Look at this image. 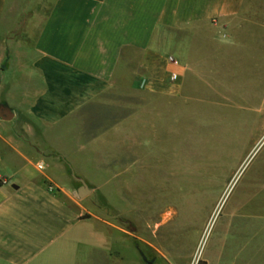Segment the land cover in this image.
<instances>
[{
    "label": "crops",
    "instance_id": "crops-1",
    "mask_svg": "<svg viewBox=\"0 0 264 264\" xmlns=\"http://www.w3.org/2000/svg\"><path fill=\"white\" fill-rule=\"evenodd\" d=\"M259 82L264 0H0V264H144L105 183L179 100Z\"/></svg>",
    "mask_w": 264,
    "mask_h": 264
},
{
    "label": "rangeland",
    "instance_id": "rangeland-1",
    "mask_svg": "<svg viewBox=\"0 0 264 264\" xmlns=\"http://www.w3.org/2000/svg\"><path fill=\"white\" fill-rule=\"evenodd\" d=\"M208 90L179 100L124 180L105 183L100 200L144 264H243L264 252V99Z\"/></svg>",
    "mask_w": 264,
    "mask_h": 264
},
{
    "label": "water",
    "instance_id": "water-1",
    "mask_svg": "<svg viewBox=\"0 0 264 264\" xmlns=\"http://www.w3.org/2000/svg\"><path fill=\"white\" fill-rule=\"evenodd\" d=\"M14 117V113L11 109L6 106L0 105V118L4 120H11ZM82 181V185L79 188V195L85 197L90 192V188L86 182Z\"/></svg>",
    "mask_w": 264,
    "mask_h": 264
},
{
    "label": "built area",
    "instance_id": "built-area-1",
    "mask_svg": "<svg viewBox=\"0 0 264 264\" xmlns=\"http://www.w3.org/2000/svg\"><path fill=\"white\" fill-rule=\"evenodd\" d=\"M173 78H174V79H176V78H177V75H176V74H174V75H173ZM40 167H41V166H40Z\"/></svg>",
    "mask_w": 264,
    "mask_h": 264
},
{
    "label": "trees",
    "instance_id": "trees-1",
    "mask_svg": "<svg viewBox=\"0 0 264 264\" xmlns=\"http://www.w3.org/2000/svg\"><path fill=\"white\" fill-rule=\"evenodd\" d=\"M0 183H1V179H0Z\"/></svg>",
    "mask_w": 264,
    "mask_h": 264
}]
</instances>
